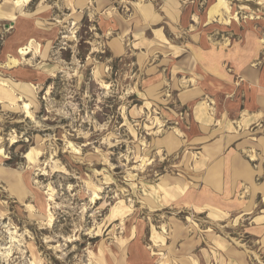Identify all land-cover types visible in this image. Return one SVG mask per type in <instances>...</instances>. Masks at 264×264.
I'll return each mask as SVG.
<instances>
[{
	"label": "rangeland",
	"instance_id": "1",
	"mask_svg": "<svg viewBox=\"0 0 264 264\" xmlns=\"http://www.w3.org/2000/svg\"><path fill=\"white\" fill-rule=\"evenodd\" d=\"M16 1L0 0V264H264V108L252 123L257 91L230 65L264 87V0H227L229 22L209 18L218 0Z\"/></svg>",
	"mask_w": 264,
	"mask_h": 264
},
{
	"label": "crops",
	"instance_id": "2",
	"mask_svg": "<svg viewBox=\"0 0 264 264\" xmlns=\"http://www.w3.org/2000/svg\"><path fill=\"white\" fill-rule=\"evenodd\" d=\"M180 14H181V12H180ZM179 17H180V15H179ZM178 21H179V18H178ZM171 22L177 23V22H173V21H171ZM251 43H252V49H254V42L251 41ZM248 64H249V62L247 61V59L245 60V56H242V58H239V56H234L233 62L230 63L231 66H234L236 71L241 72L242 81H247L250 84V87L256 89V91H257V94H256L254 101L257 103V105L259 107H258V109L254 110L253 113L248 115L249 118H252V119L254 118L252 123H255L257 121V119L260 118V116L263 112L262 108H264V87L261 86V78L259 75H257L256 70L250 68L248 66Z\"/></svg>",
	"mask_w": 264,
	"mask_h": 264
},
{
	"label": "bare ground",
	"instance_id": "3",
	"mask_svg": "<svg viewBox=\"0 0 264 264\" xmlns=\"http://www.w3.org/2000/svg\"><path fill=\"white\" fill-rule=\"evenodd\" d=\"M29 1L30 0H17L15 3H17V4L20 5L22 2H23V4H26ZM222 8H224L225 11L230 12V7L228 6L227 0H218V2H216L214 5H212V7H210V9H209V18L212 19L214 17H218L219 20L229 22L228 19H226ZM234 16H237L236 13H234ZM21 53L26 54L28 52L25 51L24 49H21ZM18 63H19V60L18 59H16V58H10L8 64H9V66H16ZM23 108H24L25 112L27 113V117H30V116L32 117L33 116V113L31 111V105H30V103L28 101H24L23 102ZM74 149H76V148L74 147ZM2 152H3V148L0 147V153H2ZM77 152H78V150H77ZM26 157L30 159L32 157L31 156V153L30 152H27ZM61 170H57V171H61ZM98 198H100V196H98L97 194H94L93 199L96 200Z\"/></svg>",
	"mask_w": 264,
	"mask_h": 264
}]
</instances>
